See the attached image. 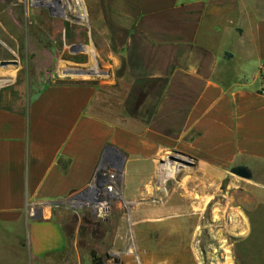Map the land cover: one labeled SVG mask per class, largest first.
I'll use <instances>...</instances> for the list:
<instances>
[{"label": "crops", "instance_id": "0c3cea01", "mask_svg": "<svg viewBox=\"0 0 264 264\" xmlns=\"http://www.w3.org/2000/svg\"><path fill=\"white\" fill-rule=\"evenodd\" d=\"M110 7L109 22L122 32L113 64L105 63L107 81L43 88L19 84L23 65L0 69V235L25 247L28 264L69 252L58 211L91 187L103 163L122 161L120 183L135 210L159 191L146 189L154 174L138 178L135 192L129 177L154 172L168 152L191 159L185 178L245 169L263 198L256 208H264V0H113ZM103 35L112 44L113 32ZM4 38L21 35L0 30L8 49ZM182 215L175 230L184 238L192 218ZM74 253L80 257L76 245Z\"/></svg>", "mask_w": 264, "mask_h": 264}, {"label": "rangeland", "instance_id": "374dc122", "mask_svg": "<svg viewBox=\"0 0 264 264\" xmlns=\"http://www.w3.org/2000/svg\"><path fill=\"white\" fill-rule=\"evenodd\" d=\"M111 2L0 0V30L12 29L21 35L1 40L15 54L0 44V62H16L26 68L19 75V84L27 80L44 88L54 83L107 81L111 68L105 63L113 64L109 53L120 46L122 32L119 24L109 22ZM106 30L113 32L112 44L104 39ZM94 68L99 74H93ZM114 73L120 70L116 68ZM172 157L191 165L173 163ZM113 162L123 169L121 160ZM192 164L184 155L168 152L156 162L154 172L148 167L143 176H137L133 170L131 177L137 180L129 177V191H136L138 178L150 180L154 174L156 180L149 181L146 189L159 193L139 199V209L135 210L119 181L123 197L114 201L104 220L82 206L92 195L94 183L82 195L64 201L57 219L69 237V252L49 257L47 264H92L91 253L102 264H264V208H256L263 198L257 199L258 190L249 182L253 178L244 179L232 172L226 178H185V173L193 170ZM106 165L100 166L98 174ZM167 165L175 173L162 180L160 174ZM123 175L121 170L119 180ZM188 201L192 213L189 210L187 214ZM183 212L193 222L187 220L184 238L180 236L183 230H175L183 222ZM156 227L165 231L151 234ZM140 235L171 240L156 244ZM28 259L24 246L0 235V264H28Z\"/></svg>", "mask_w": 264, "mask_h": 264}, {"label": "built area", "instance_id": "2783aa9c", "mask_svg": "<svg viewBox=\"0 0 264 264\" xmlns=\"http://www.w3.org/2000/svg\"><path fill=\"white\" fill-rule=\"evenodd\" d=\"M262 87L264 88V74H262ZM262 92L264 93V89ZM121 170L123 169L116 167L114 162L107 164L95 179L89 200L82 203L83 207L93 209L99 220L109 217L114 201L122 196L118 191Z\"/></svg>", "mask_w": 264, "mask_h": 264}, {"label": "water", "instance_id": "95a60500", "mask_svg": "<svg viewBox=\"0 0 264 264\" xmlns=\"http://www.w3.org/2000/svg\"><path fill=\"white\" fill-rule=\"evenodd\" d=\"M9 65H14L16 66L17 63L16 62H0V69L1 68H6ZM188 160H191L190 158L186 157ZM170 161L179 165H183V166H187L189 167L191 164L189 162L183 161V160H175L173 157L170 158ZM233 174L244 178V179H249L250 178V174L245 170V169H236L232 172Z\"/></svg>", "mask_w": 264, "mask_h": 264}, {"label": "bare ground", "instance_id": "6f19581e", "mask_svg": "<svg viewBox=\"0 0 264 264\" xmlns=\"http://www.w3.org/2000/svg\"><path fill=\"white\" fill-rule=\"evenodd\" d=\"M173 173H175L174 169L171 168L170 165H167V167H165L164 169H162V172L160 174V179L164 180V179L170 178ZM165 175H166V178H165Z\"/></svg>", "mask_w": 264, "mask_h": 264}, {"label": "trees", "instance_id": "16d2710c", "mask_svg": "<svg viewBox=\"0 0 264 264\" xmlns=\"http://www.w3.org/2000/svg\"><path fill=\"white\" fill-rule=\"evenodd\" d=\"M92 264H102V260L97 258L95 253H91Z\"/></svg>", "mask_w": 264, "mask_h": 264}]
</instances>
